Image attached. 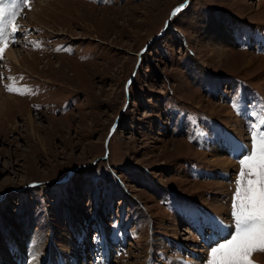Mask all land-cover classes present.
I'll use <instances>...</instances> for the list:
<instances>
[{
    "label": "rangeland",
    "instance_id": "374dc122",
    "mask_svg": "<svg viewBox=\"0 0 264 264\" xmlns=\"http://www.w3.org/2000/svg\"><path fill=\"white\" fill-rule=\"evenodd\" d=\"M16 21L0 264H206L264 127V0H31Z\"/></svg>",
    "mask_w": 264,
    "mask_h": 264
},
{
    "label": "snow or ice",
    "instance_id": "6c2138e0",
    "mask_svg": "<svg viewBox=\"0 0 264 264\" xmlns=\"http://www.w3.org/2000/svg\"><path fill=\"white\" fill-rule=\"evenodd\" d=\"M30 2L0 0V44L7 43L9 29ZM179 11V8L176 9L174 14ZM3 51L0 48V59ZM8 91L15 89L8 87ZM230 104L239 110V97H234ZM261 112L264 113V107ZM251 131L255 132V128ZM237 159L241 171L237 174V189L233 194L232 220L235 230L229 239L210 247L206 264H254L250 259L251 254L264 251V127L253 136L252 149L241 146V155ZM216 225L223 227L219 221H216ZM207 227L213 225L209 223Z\"/></svg>",
    "mask_w": 264,
    "mask_h": 264
},
{
    "label": "bare ground",
    "instance_id": "6f19581e",
    "mask_svg": "<svg viewBox=\"0 0 264 264\" xmlns=\"http://www.w3.org/2000/svg\"><path fill=\"white\" fill-rule=\"evenodd\" d=\"M4 57L7 59H10V60H13V62L16 63V65H17L19 56L17 54H15V52L12 50V48H10V47H9V49L7 48ZM0 96H1V99L3 100L2 103H0V105H3L5 107V99H3L4 92L2 91V89L0 90Z\"/></svg>",
    "mask_w": 264,
    "mask_h": 264
},
{
    "label": "trees",
    "instance_id": "16d2710c",
    "mask_svg": "<svg viewBox=\"0 0 264 264\" xmlns=\"http://www.w3.org/2000/svg\"><path fill=\"white\" fill-rule=\"evenodd\" d=\"M116 182L115 183H117L118 184V190H121L120 189V185H121V183L120 182H118L117 180H115ZM114 183V184H115ZM114 189H115V187L113 186V185H111L110 186V188H108V190H107V187H105L104 189H103V191H100L101 193L102 192H105V194L107 193V195H110V196H112L113 195V191H114ZM102 190V189H101Z\"/></svg>",
    "mask_w": 264,
    "mask_h": 264
},
{
    "label": "water",
    "instance_id": "95a60500",
    "mask_svg": "<svg viewBox=\"0 0 264 264\" xmlns=\"http://www.w3.org/2000/svg\"><path fill=\"white\" fill-rule=\"evenodd\" d=\"M114 129H115V128H114ZM114 129H113V130H114Z\"/></svg>",
    "mask_w": 264,
    "mask_h": 264
}]
</instances>
